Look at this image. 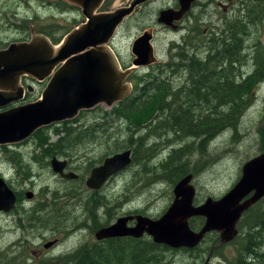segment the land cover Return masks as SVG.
<instances>
[{
	"label": "rangeland",
	"instance_id": "374dc122",
	"mask_svg": "<svg viewBox=\"0 0 264 264\" xmlns=\"http://www.w3.org/2000/svg\"><path fill=\"white\" fill-rule=\"evenodd\" d=\"M174 1L153 0V2L144 8V14L140 15L139 19L141 18L146 23L154 24L159 9L167 6L171 7ZM198 1L199 3H204V5L202 8L198 6L193 9L192 23L188 25L189 21L186 22L188 25L187 29L190 28V31H198L199 36L202 35L203 30L208 28V34L206 35H210V33L212 34V29L217 31L218 28H221L219 16L226 15L223 12V8L217 4V1ZM221 1L229 2V0ZM126 3L127 0H113V4L107 5L102 11L115 10ZM228 15L230 16V14ZM35 16L31 21L34 32L48 30L57 38H60L64 34L61 37L60 43L56 44V46L60 45L65 37L74 31L77 24L83 18L78 11H73L69 15L67 13L55 15L57 19L49 17L43 10L38 11V15ZM74 19L77 21L74 22ZM259 22L257 21L258 30L255 29L251 36L245 37L246 39L251 37V41L245 42V39L243 40L244 35L242 36V41H240V47L237 48L239 49L238 61L242 59L240 49L244 47L248 48H245L248 55L244 58V71L247 73L253 71L252 61L255 59L253 58L255 49L264 46V20L262 21V25H259ZM57 23L59 25H55ZM244 25L247 26L246 24ZM143 27L144 25H139L130 30L121 28L113 42L111 49L122 59L126 68L132 67L131 61L133 55L130 49L132 38ZM246 33L248 34V31ZM183 35L184 40L178 41L177 33L160 31L155 43L159 62L169 63L170 54H174L177 51L171 45L187 42L188 38L194 36L193 34L186 37L185 33ZM249 43H255L257 46L250 48ZM206 50L207 48L205 47V53ZM201 53L199 50L198 54ZM189 54L193 55L194 50H190ZM239 66H237L238 71L242 69V65L240 64ZM135 71L133 73L134 76L139 77L143 76L147 72V69L140 70L138 68ZM163 75H168V72ZM179 75L180 73L172 78L174 83ZM135 82L137 81L135 80ZM132 85L134 86V84ZM35 87L42 92L46 86L41 90V86L36 85ZM246 99L247 102L238 118L237 127L235 129L227 127L226 130L219 132L214 138L209 140L203 139L207 135L193 140L179 132L178 128H173L176 133H181L177 138V136L172 134L174 133L173 130L168 127L164 128L166 125L161 122L166 112H159L155 116L156 119L153 126L151 125L148 128L146 127L147 124H141L143 130L138 134V136L142 137V142L144 143V148L138 152V157L141 161L132 163L121 173H118L98 194L84 191V193L80 192L75 197H67L65 195L66 192L70 190L74 191L76 184L73 181L65 182L58 179L47 163H45L47 167L43 169L40 167V164L33 166L32 169L31 166H28V180H26V170L22 174H19L18 170L16 172L15 167L10 168L6 164H1L0 170L7 172L6 175L11 179V185L18 191L28 188V191L34 192L35 198L33 201L28 200V202L24 200L21 207L19 206L14 213L0 216V264H11L12 262L6 263V261L14 258H17L15 260L16 264H68L71 255L76 253L82 244L95 241L94 230L98 227L92 230L94 224L100 222L99 225L102 227V225L111 223V221L114 222L127 213H141L151 218L163 215L174 200L173 190L175 185H171L163 180L162 176H166L169 172H163L162 169H158L159 164L167 161L174 150H182L186 145H190V149H193V151L187 158L184 157L181 160L188 162V169L194 173L192 185L196 189L195 200L200 203L204 202L208 197L214 199L221 198L238 182L243 165L262 153L260 132L264 131V80L257 87L255 86L250 89ZM173 100V97H170L167 101L172 103ZM111 109L106 105H100L97 109H92L91 112L86 113L83 116L84 119L79 124H94L100 116L111 111ZM110 122H113L115 128L100 127L99 132L91 141L82 139L85 141V145H83L84 143L78 145L81 139L76 140L75 147H80L75 153V157L71 158L76 167L85 169L91 164L101 161L108 153L115 155L127 150L133 151L132 148L117 151L112 150L115 139H119L120 141L126 139L127 122L125 121L124 123L123 120L117 119H112ZM108 124L109 121L106 122V126ZM158 125L161 126L160 129H155L154 131L150 129L158 127ZM52 129L53 127L48 130V135L53 133ZM34 141L40 142L32 140L33 143L29 144L28 148L24 150L25 160L28 165V156H30L33 150ZM171 141H174V143ZM154 144H159L158 150L154 155H151L150 159H143L148 157V149ZM201 148H204L202 152L200 151ZM34 155H37V153ZM0 158L2 161H5L7 156L0 151ZM18 158L16 157V160ZM82 188H85V185ZM101 198L107 201L105 203L106 210L105 208H100L99 213L93 208L85 210L84 206L89 199L96 202L102 200ZM95 208L99 207L95 205ZM40 209H44L45 212H42V214L33 213ZM27 211L29 219L28 230L19 227V219L21 217L22 225L26 226L23 212ZM106 211L111 212L112 218L108 217ZM36 218H39V221L32 228L30 222H33ZM41 218L43 221H41ZM199 219L195 218L192 220L195 225L191 222L192 227H195L194 230H197L196 227L201 223ZM216 234H210L195 252H187L180 249L175 250V253L169 257L170 264H207L208 259L213 264H227V262L234 258L241 241L221 246L219 243L215 244ZM54 239H59V244L53 251L47 252L44 249V245Z\"/></svg>",
	"mask_w": 264,
	"mask_h": 264
},
{
	"label": "water",
	"instance_id": "95a60500",
	"mask_svg": "<svg viewBox=\"0 0 264 264\" xmlns=\"http://www.w3.org/2000/svg\"><path fill=\"white\" fill-rule=\"evenodd\" d=\"M78 6L86 18L82 26L72 31L56 46L46 36H35L29 42L13 44L0 51V144L30 138L37 130L75 119L81 111L100 104L112 107L131 93L129 77L136 69L156 62L152 36L144 33L133 45L135 59L132 69H122L109 44L117 28L133 10L147 0H133L129 7L113 12H99L106 0H65ZM195 0H179L180 8L163 9L158 22L176 29ZM32 76L48 81L39 100L23 106L3 110L22 100L19 78ZM33 87H29L32 91ZM132 151L127 150L107 158L92 171L87 186L100 189L105 182L132 163ZM54 170L62 177L64 163L52 161ZM191 174L174 187V200L157 220L144 216L122 217L96 233L97 240L116 237L142 238L149 235L157 244L173 249L194 248L204 237L217 232L220 243L227 244L239 234L238 224L243 214L264 198V152L247 161L238 182L221 198L208 197L201 205H194L196 189ZM32 195V194H30ZM31 197V196H30ZM16 204L15 194L0 178V212H10ZM204 218L199 231L190 227V220ZM135 220L133 227L128 222ZM53 243L46 244V248Z\"/></svg>",
	"mask_w": 264,
	"mask_h": 264
},
{
	"label": "trees",
	"instance_id": "16d2710c",
	"mask_svg": "<svg viewBox=\"0 0 264 264\" xmlns=\"http://www.w3.org/2000/svg\"><path fill=\"white\" fill-rule=\"evenodd\" d=\"M111 2L112 0H107L102 9ZM262 2L264 4V0ZM263 20L264 19L258 15L257 17H251L250 21L262 22ZM245 27L249 28L248 23ZM231 30L232 29H228L229 46L225 45V48L220 47L219 51L218 48H212L209 46L206 62L202 65H199L197 59L195 60L194 57L190 56L187 41L182 44H177L178 49L174 54H170L169 63L153 65L147 69V72L143 76L136 77L132 73L129 79L134 84L132 94L124 101L115 105L111 111L100 116L94 124H79V122L84 119L83 116L92 110L81 111L73 120L37 130L31 139L40 141V148L45 145L49 146L48 141L52 136H57L60 141H70L72 144H75L77 142L76 140L80 139L79 143H84V140L91 141L99 132L98 130L100 127H114L113 122H110V120L122 119L127 122V137L123 141L115 139L112 150L117 151L120 149L132 148V163H138L141 161L138 157V152L144 148V143L142 142L143 139L138 136L143 130L141 124H147L146 127L148 128L151 127V125L153 126V124H155V116L159 112H166V115L161 122L166 125L164 128L168 127L169 129H172L174 132L172 134L177 136V138L182 133L193 140L202 138L203 135H207L203 139L209 140L214 138L219 132L226 130L227 127L235 129L241 111L247 102L246 97L248 96L250 89L255 86L257 87V85L264 80V46L255 49L253 57L255 59L252 61L253 71L247 73L244 71V58L248 55L246 52V49L248 48L244 47L240 49L242 59L241 61H238L237 57L239 55V49L236 48L238 45L233 46L234 40L230 33ZM239 31L238 35H241L242 37L248 30L241 28ZM46 36L50 38L54 45L59 44L62 37L57 38L49 31H46ZM206 36L202 37L199 35V40L202 42L205 39H212L215 43L217 42V39L213 35ZM228 37L225 36L224 38L225 40L223 42L225 44H228ZM174 60L180 61V67H182L183 71L194 80V83L203 91V94L198 92L187 94L185 90H182V93H172V85H169L167 81L160 79L163 74H166L165 72H170L171 74L179 72V67L172 68L171 66V62ZM240 64L242 65V69L238 71L237 66ZM197 69L198 73L196 72ZM202 69L209 72L200 73L199 71H202ZM183 71H181V73H183ZM135 80L137 82H135ZM170 97H173L174 99L172 103L167 101ZM194 101H199L203 104L199 107L205 109L202 115L200 113L191 114V111L193 110H190V105L186 106ZM182 103L185 104V110L179 109ZM204 118L207 119V122H205L204 127H201V120ZM108 121L109 124L106 126V122ZM51 127H53V133L48 135V130ZM160 128L161 126L158 125V127L156 126L155 128L152 127L150 129L154 131L155 129ZM173 128H178V131L181 133H176ZM260 133L262 145L261 152L263 153L264 131ZM83 136L84 138H82ZM43 140L45 141L43 142ZM158 145L159 144H154L151 146L147 152L148 157L143 159H150L151 155H154L158 150ZM74 147L75 146H72V149ZM188 148L190 149V145H186L182 150H174L167 161L159 164L158 169H162L163 172H169L166 176H162L164 178L163 180L167 181V183L176 185L181 179L189 174L194 177V173L188 169V162L181 160L184 157L187 158L193 151V149L189 150ZM54 149L56 151V145L54 146ZM61 149H64V147H61L59 150ZM202 150H204V148H201L200 151L202 152ZM68 151L69 150L66 148L64 153L67 154ZM178 179L180 180L178 181ZM42 212H45V210ZM199 220L203 223V219ZM191 222L193 223V221H190V225ZM202 223H200L196 229L201 227ZM30 224L32 228H34L36 221L34 220L33 222H30ZM193 225L195 224L193 223ZM238 228L239 236L232 243L241 241L240 247L234 258L227 262V264H264V199L252 206L243 215ZM209 235L210 234H208L207 237ZM218 243L219 237L216 234L215 244ZM80 250L81 251L76 252L73 259H70L69 263L170 264L169 257L171 254L175 253V249H170L163 245H157L151 240H136L133 238L111 239L104 243L88 245ZM15 260H17V258L7 260L6 263L12 262L13 264H16ZM2 261H4V259H2ZM208 264L213 263L210 261Z\"/></svg>",
	"mask_w": 264,
	"mask_h": 264
},
{
	"label": "flooded vegetation",
	"instance_id": "af4514ba",
	"mask_svg": "<svg viewBox=\"0 0 264 264\" xmlns=\"http://www.w3.org/2000/svg\"><path fill=\"white\" fill-rule=\"evenodd\" d=\"M132 1L133 0H127V3L124 6L120 7V8L129 7L130 4L132 3ZM213 1L214 0H212V2ZM215 1H217V4L219 5V7L223 8V12L226 15V16H224V15L223 16H219L220 17L221 30H220V28H218L217 31L215 29H212V34L210 33V35H215L214 37L217 39L216 43H218V44H216L212 39H205V40H203L201 42L199 40L198 31H196V30L190 31V28L187 29V26L192 23L191 22V20H192L191 18L193 16V13H192L193 9L195 7H198V6L200 8H202L204 3H199L198 0H195V2L192 4L190 10L187 12V14H185V16H183V18L180 21H174L173 22V25H175L177 27L176 29H174L173 27L169 26L168 24L159 23L158 22V16H159V12L161 10H163V9L172 8L174 10H178L180 8L179 0H175L171 7L167 6V7H164L162 9H159L158 15L156 17V21H155L154 24L146 23L141 18H140L141 20L139 19L140 15L144 14V12H143L144 8L147 5H149L151 2H153V0H147L143 4L137 6L133 10L131 15L128 16L122 22V24L117 28V30H116V32L114 34V38L112 39L111 43L109 44V48L111 49V47L113 45V42L116 39V37H117V35L119 33V30L121 28L122 29H126V30H130L131 28H133L135 26L144 25L143 29H141L139 32H136L135 36L132 38L131 47H130L131 53H132V48H133L134 42L140 36H142L144 33H148L149 35L152 36V39L150 40V43H152V45L154 47V55H155V58H156V62H151L147 67H140L139 68L140 70L141 69L143 70V69H148L149 67L155 65L156 63H162V62L158 61L157 50H156L157 48L155 47L156 38L158 37L160 31L161 32H169L170 31V32L177 33L178 41L184 40L183 33L186 34L185 35L186 37L187 36H192L194 34V36L192 38H188V52L190 50H194V54L193 55L191 54L190 56L194 57L195 60L197 59V62H198L199 65H202L204 62H206V57L208 56L207 55V50H208L209 46H211L212 48H218V51H219L220 47L221 48H225L226 47L225 45L229 46L228 29H232L230 31V33L232 34V38L234 40L233 46L238 45V46H236V48L240 47V41H242L241 35L240 36L238 35V33L240 32L239 30L241 28H245L246 30H248V34L247 33L245 34L243 40L245 39V42L251 41V37H249L247 39L245 37L251 36L253 34V31L255 29H257V22L250 21L251 17H253V16L257 17L258 15H260V17H262L264 19V11H263L264 10V4L262 2L263 0H229V2H225V1H221V0H215ZM105 2H104V4H105ZM111 3L113 4V0H112ZM103 5H102V7H103ZM102 7L100 8L99 12H103L102 11ZM117 9H119V8H117ZM117 9H115V10H117ZM41 10H43L47 15H49V17H52L53 19H57L55 17V15H62L64 13H67V15H69L73 11L80 12L83 18H82V21H80V23L77 24L75 29H77L80 26H82L83 23L86 20V18L82 14L81 8H79L78 6H75V5H71L70 3H68L65 0H0V51L9 48V46H11L13 44L29 42L35 36H46V31H48V30H39L36 33V32H34L33 25L31 24V21L33 20V18L36 17L35 15H38V11H41ZM115 10L113 9V10L107 11V12H113ZM228 14H230V16ZM76 21L77 20L74 19V22H76ZM188 21H189V24L187 25L186 22H188ZM247 23H248L249 28L245 27V25H244V24L247 25ZM262 24H263L262 22H259V25H262ZM55 25H59V23H57ZM57 29H59V27H57ZM206 34H208V28H206L205 30L202 31V35L201 36L205 37ZM225 36L228 37L227 38V43L228 44H225L223 42L225 40L224 39ZM46 37H48V36H46ZM178 44H182V43H178ZM249 45L251 46L250 48L257 46L255 43H249ZM252 45H254V46H252ZM171 46H173V48L175 50L178 49V47H177L178 45H176V44L175 45H171ZM199 47H200V49H198ZM205 47L207 48L206 53L204 51ZM199 50L202 52L201 54H198ZM114 53L116 54V52H114ZM116 57H117V59H118V61L120 63V66L122 67V69L130 68V67H128V68L125 67L124 62L122 61V59L119 58V56L117 54H116ZM202 57H203V59H202ZM134 59H135V57L133 55L132 61H131V65H132ZM179 63H180L179 60H174V61L171 62L172 68L179 67L178 68L179 72L173 73L174 75H172L170 72H168V75H162L160 79L167 81L169 85L172 84V86H171L172 93H175V92L182 93L181 91L185 90L187 92V94H190V93H193V92H195V93L198 92L200 94H203V91L194 83V80L187 73H185L183 71V69H182V67H180ZM163 64H166V63L163 62ZM181 71H183V73H185V74H182ZM196 72L198 73V69L196 70ZM199 72L200 73H203V72L204 73H208L209 71L207 72V70H203L202 69V71L200 70ZM165 73H167V72H165ZM178 73H180V75L176 78V81L174 83L172 78ZM128 82L130 83L131 87L134 89V87L132 85L133 84L132 81H130L128 79ZM47 83H48L47 80L40 82L37 79H35L34 77H32V76H28V75L21 76L19 78L18 88L22 90V97H23L22 100L20 102H18V103H14V104L10 105L9 107H7V108H5L3 110H7V109L23 106L25 104H28V103L35 102V101L39 100L41 98L42 93H43L44 90L41 92V91L37 90V87H35V86L36 85L37 86H41V88H40V90H41L43 87H45L47 85ZM30 86L33 87L32 91L29 90ZM133 89H132V92H133ZM39 93H40V96H39ZM35 97H37V98L35 99ZM194 102H191V103L187 104L186 106L190 105V110H193V111H191V114L200 113L202 115L204 113L205 109H201L199 107H201L203 104L202 103L198 104V103H200L199 101H197V102L194 101ZM97 107L98 106H96L95 108H97ZM95 108H93V109H95ZM179 109L185 110V104L182 103ZM120 121H122V119H120ZM205 122H207L206 118L201 120V127H204ZM124 123H125V121H124ZM53 125H56V124H53ZM46 127H48V126H46ZM31 137L27 138L25 140H22V141L0 144V151L3 152V154H5L7 156L5 161H2L1 158H0V165L1 164H6L10 168L15 167L16 172L18 170L19 174H22V172L26 170V173H27L26 174V180H28V166H31V169H32L33 166H35L37 164H40L41 165L40 167L43 169L44 167H47V165H48V166L51 167L53 174L58 179H60L62 181H65V182L73 181L76 184V188L74 189V191L70 190V191L66 192L65 195L67 197H75V196L79 195L80 192L84 193V191L92 192L94 194H98L99 192H101L103 190V188L105 187V185L107 183H109L114 177H116V175L118 173H121L123 171V170H121L118 173H116L115 175H113L112 177H110L100 189L96 190V189L90 188V187L87 186V180L91 176L92 171L94 169L102 166L104 164L105 160L107 158H110V157L114 156V154L111 155L110 153H108L107 156L105 158H103L101 161L96 162L94 164H91L90 166L86 167L85 169H83L81 167H76L73 164L71 158L75 157L74 155H75V153L77 152V150H78V148L80 146L78 148L74 147L72 149V146H75V144H72V142H70V141L67 142L66 140L60 141V140H58L57 136H52V138L48 141L49 146L45 145L42 148H40V146H39L40 142L38 143V142L34 141L33 150L31 152L30 156H28L29 157V165H28V163H26V160H25V154H24L25 152H24V150H26L28 148L29 144L33 143L32 140H30ZM54 138H57V139H54ZM171 142L174 143V141H171ZM82 144L83 143H79L78 145H82ZM85 144L86 143H84L83 145H85ZM55 145L57 146L56 151L54 149ZM61 147H64V149L59 150ZM66 148L69 150L67 152V154L64 153ZM35 153H37V155H34ZM16 157H19V158L16 160ZM131 157H133V151H132ZM54 159H56L58 162H61V163L65 164L64 167H63V173L64 174H66V175H74V177L73 178H65V177H62L58 172H56L54 170L53 165H52V161ZM45 163H47V165ZM6 173H7L6 171L0 170V178H2L5 181V183L7 184L8 188L15 194V196H16V204H15L14 208L10 212H0V216L3 215V214L14 213L15 210L19 206L21 207V205L23 204L24 200L28 202V200L29 201H33L34 198H35L34 192L28 191V188L23 189L22 191L16 190L11 185V181H10L11 179H9L7 177ZM26 180H24V181H26ZM84 185H85V188H82V187H84ZM30 194H32V195H30ZM106 202L107 201L103 200V199L99 200V201H96V202L92 201L91 199H89L86 202L84 208H85L86 211L88 209L94 208V209H96L95 211L99 213L100 208H105V203ZM202 203L203 202L198 203V201L194 200V205H196V206H199ZM95 205H97L99 208H95ZM105 210H106V208H105ZM42 211H44V209H40L38 211H34L33 213L42 214L41 213ZM23 213H24V216H25V224H26V226L24 227L22 225V221H21L22 217H21V219H19V227H22V228H25L26 230H28V222H29L28 211L27 212H23ZM106 213H107L109 218H112V215H111L110 211H106ZM139 215L144 216V217H148V218L153 219V220H157V219H159L162 216L161 215V216H159L157 218H151V217H149L147 215H143L141 213H139V214H137V213H127L126 215H124L122 217L139 216ZM21 216H23V215H21ZM122 217H119V218H122ZM195 218L203 219V223L201 222L202 226L197 228V230H194V228H192L191 225H190V227L194 231H199L203 227L205 220L202 217H195ZM195 218H192L190 221H192ZM117 220L114 221V222L111 221V223H107L106 225H102V227H100V225H99L100 222L94 224L93 227H92V230L94 228L98 227L96 230H94L95 241L92 242V243L82 244L80 246V248L78 249V251H81L80 249L83 248L84 246L87 247L88 245H92L94 243H104V242H106L108 240H111V239L133 238V237H116V238H109V239H104V240H97L96 233L100 229H102L104 227H109V226L115 224L117 222ZM35 221L38 223L39 218H36ZM41 221H43L42 218H41ZM135 223H136L135 220H131V221L128 222V226L129 227H133L135 225ZM238 226H239V224H238ZM238 231H239V228H238ZM213 233H217V232H213ZM238 236H239V234H238ZM206 237H207V235L204 237V240L198 246H196L194 248H180V250H185L187 252H192V251L195 252V250L197 248H199V246L205 241ZM133 239L139 240V238H133ZM140 239L141 240L148 239V240H151L154 243L152 238L149 235H147V234H145ZM232 242H230V243H232ZM48 243H53V244L49 248H46V245H44V249L47 252H51L59 244V239H54L52 241H49ZM230 243H227V244H230ZM219 244L221 246L222 245H226V244H221L220 243V236H219ZM157 245H160V244H157ZM170 249H172V248H170ZM175 250H177V249H175ZM75 254L76 253L71 255L72 259H73ZM208 260H207V262H209Z\"/></svg>",
	"mask_w": 264,
	"mask_h": 264
},
{
	"label": "bare ground",
	"instance_id": "6f19581e",
	"mask_svg": "<svg viewBox=\"0 0 264 264\" xmlns=\"http://www.w3.org/2000/svg\"><path fill=\"white\" fill-rule=\"evenodd\" d=\"M212 25H213V24H212ZM220 26H221V25H220ZM222 33H223V32H222ZM151 44H152V43H151ZM110 50L112 51V49H110ZM112 52L114 53V51H112ZM114 54H115V53H114ZM115 56H116V54H115ZM202 59H203V57H202ZM131 88H132V87H131ZM132 89H133V88H132ZM131 93H132V90H131ZM131 93H130V94H131ZM130 94H129V96H130ZM129 96H128V97H129ZM128 97H126L125 99H127ZM125 99H124V100H125ZM124 100H123V101H124ZM121 102H122V101H121ZM118 103H119V102H118ZM116 104H117V103H116ZM116 104H114V105H116ZM100 105H105V104H100ZM114 105H113V106H114ZM98 106H99V105H98ZM106 106H107V105H106ZM113 106H112V107H113ZM107 107H108V106H107ZM112 107H108V108H112ZM90 110H91V109H90ZM85 111H86V110H85ZM212 115H213V114H212ZM212 117H213V116H212ZM152 120H153V119H152ZM63 158H64V157H63ZM131 158H132V157H131ZM131 164H132V163H131ZM131 164H130V165H131ZM126 168H127V167H126ZM123 170H124V169H123ZM93 209H94V208H93ZM246 212H247V211H246ZM246 212H245V213H246ZM34 223H35V222H34ZM36 223H37V222H36ZM211 233H213V232H211ZM211 233H209V234H211ZM207 235H208V234H207ZM139 239H140V238H139ZM231 242H232V241H231ZM86 243H87V242H86ZM154 243H155V242H154ZM156 244H157V243H156ZM160 245H162V244H160ZM164 246H166V245H164ZM84 247H86V246H84ZM167 247H168V246H167ZM169 248H171V247H169ZM172 249H173V248H172ZM179 249H180V248H179Z\"/></svg>",
	"mask_w": 264,
	"mask_h": 264
}]
</instances>
